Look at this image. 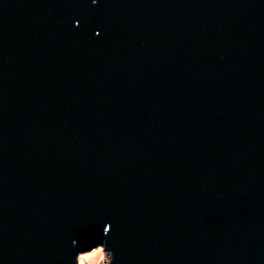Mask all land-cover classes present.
<instances>
[{
	"label": "water",
	"instance_id": "obj_1",
	"mask_svg": "<svg viewBox=\"0 0 264 264\" xmlns=\"http://www.w3.org/2000/svg\"><path fill=\"white\" fill-rule=\"evenodd\" d=\"M264 264V0H0V264Z\"/></svg>",
	"mask_w": 264,
	"mask_h": 264
},
{
	"label": "rangeland",
	"instance_id": "obj_2",
	"mask_svg": "<svg viewBox=\"0 0 264 264\" xmlns=\"http://www.w3.org/2000/svg\"><path fill=\"white\" fill-rule=\"evenodd\" d=\"M81 264H104L107 259L105 254L100 253V248L95 247L78 255Z\"/></svg>",
	"mask_w": 264,
	"mask_h": 264
},
{
	"label": "bare ground",
	"instance_id": "obj_3",
	"mask_svg": "<svg viewBox=\"0 0 264 264\" xmlns=\"http://www.w3.org/2000/svg\"><path fill=\"white\" fill-rule=\"evenodd\" d=\"M78 260H79V258H78ZM79 263L81 264V261L79 260Z\"/></svg>",
	"mask_w": 264,
	"mask_h": 264
}]
</instances>
